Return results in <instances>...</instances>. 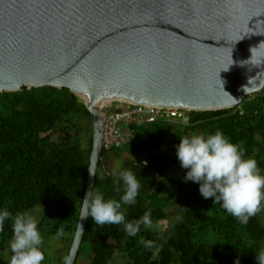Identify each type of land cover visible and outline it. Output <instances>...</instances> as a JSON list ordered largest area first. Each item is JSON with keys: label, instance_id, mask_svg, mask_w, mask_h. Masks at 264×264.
<instances>
[{"label": "trees", "instance_id": "16d2710c", "mask_svg": "<svg viewBox=\"0 0 264 264\" xmlns=\"http://www.w3.org/2000/svg\"><path fill=\"white\" fill-rule=\"evenodd\" d=\"M188 117L185 135L222 131L246 150L245 158L256 159L264 171V88L231 108L191 111ZM86 123H92L89 110L67 87L0 91V208L15 215L54 200L56 208L41 217L39 228L43 234L64 228L69 240L65 257L87 188L92 125L88 133ZM171 123H132L134 139L129 145L103 150L94 186L106 198L118 200L122 191L115 190L113 174L132 170L142 190L126 218L134 222L150 212L154 222L170 219L167 242L159 252L149 251L140 240H157L152 230L142 226L136 237H126L122 225H96L89 216L76 264L82 252L90 257L89 264H150L155 254L158 264H236L237 259L240 264H258L256 252L264 249L259 213L247 225L241 224L214 204V198L205 199L198 183L185 181L187 169L181 167L177 152L159 150ZM176 167L183 170L178 177L169 173ZM101 173L103 179H99ZM11 238V222L6 221L0 232V253ZM44 248V264H50ZM10 257V250L8 257L0 255V264H9ZM118 258H122L120 262Z\"/></svg>", "mask_w": 264, "mask_h": 264}, {"label": "water", "instance_id": "95a60500", "mask_svg": "<svg viewBox=\"0 0 264 264\" xmlns=\"http://www.w3.org/2000/svg\"><path fill=\"white\" fill-rule=\"evenodd\" d=\"M42 86L83 99L97 172L111 101L209 111L264 88V0H0V91Z\"/></svg>", "mask_w": 264, "mask_h": 264}, {"label": "clouds", "instance_id": "9594fccd", "mask_svg": "<svg viewBox=\"0 0 264 264\" xmlns=\"http://www.w3.org/2000/svg\"><path fill=\"white\" fill-rule=\"evenodd\" d=\"M176 150L181 167L187 169L185 181L198 183L205 199L214 198V204L221 205L241 224L247 225L251 217L264 211V171L256 159L245 158L246 150L224 132L182 136ZM89 171L97 175L94 168L89 167ZM113 175L115 190L122 191L120 199H108L94 187L82 199L80 219L91 216L96 225H122L126 237H136L143 226L155 232L158 239H141L140 244L149 251L159 252L171 235H165L166 225L154 223L150 212L134 222L126 218L128 208L137 203L142 190L136 174L125 169ZM103 178L101 173L99 179ZM6 221L11 222L12 228L9 264H44L46 254L39 220L28 211L14 215L8 208H0V232L4 231ZM79 228L83 230L81 223ZM64 234V228L60 227L54 238L60 239ZM256 259L258 264H264V249L256 252ZM64 264H70L69 257H65ZM236 264H240L239 259Z\"/></svg>", "mask_w": 264, "mask_h": 264}, {"label": "built area", "instance_id": "2783aa9c", "mask_svg": "<svg viewBox=\"0 0 264 264\" xmlns=\"http://www.w3.org/2000/svg\"><path fill=\"white\" fill-rule=\"evenodd\" d=\"M111 102L103 107L106 111L104 149L107 150L129 145L134 139L131 124L136 121L155 122L176 119L185 124L189 120L188 114L193 111L181 107L130 103L120 100Z\"/></svg>", "mask_w": 264, "mask_h": 264}, {"label": "rangeland", "instance_id": "374dc122", "mask_svg": "<svg viewBox=\"0 0 264 264\" xmlns=\"http://www.w3.org/2000/svg\"><path fill=\"white\" fill-rule=\"evenodd\" d=\"M112 103V102H111ZM115 104L116 101H115ZM85 124V121H82ZM88 122V121H87ZM172 127L171 130L167 133L166 140L164 144L159 148L160 152L165 153V154H174L177 152L176 146L181 140L182 136H185V130H184V124L179 123L178 120L173 119L171 121ZM82 124V123H81ZM87 124V123H86ZM92 123L87 124V132L89 131L88 127ZM91 130V128H90ZM89 133V132H88ZM125 148V147H123ZM183 172V170H180L179 168H173L170 170V174L174 176H179ZM56 208V203L54 200L49 201L45 205H39L37 208L34 210L30 211L38 220L41 219V217L48 211H52ZM224 212L221 211V214ZM259 216L261 218L262 223L264 224V211L259 212ZM172 217V216H171ZM172 218H175L172 217ZM155 223V222H154ZM160 223L166 225V228L170 225V219H165L160 221ZM42 236L44 238V245L48 251L49 257H50V264H64L65 256H66V248L67 245L69 244V240L67 239V236L64 234V236L60 239H55L54 236L55 234H43ZM11 240V239H10ZM10 240H7L5 244V249L0 253V255H3L5 257L9 256V242ZM1 245V244H0ZM83 253L79 257V264H89L90 262V257L88 256H83ZM122 258H118V262L121 261ZM150 264H158V257L157 254L153 257L152 261Z\"/></svg>", "mask_w": 264, "mask_h": 264}]
</instances>
